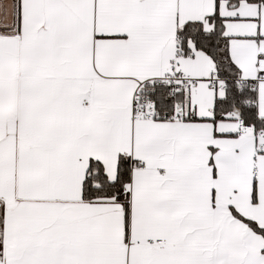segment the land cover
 Here are the masks:
<instances>
[{"label": "snow or ice", "instance_id": "snow-or-ice-1", "mask_svg": "<svg viewBox=\"0 0 264 264\" xmlns=\"http://www.w3.org/2000/svg\"><path fill=\"white\" fill-rule=\"evenodd\" d=\"M0 264H264V0H0Z\"/></svg>", "mask_w": 264, "mask_h": 264}]
</instances>
